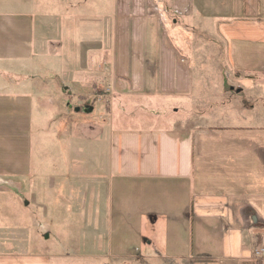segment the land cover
Segmentation results:
<instances>
[{"label":"crops","instance_id":"1","mask_svg":"<svg viewBox=\"0 0 264 264\" xmlns=\"http://www.w3.org/2000/svg\"><path fill=\"white\" fill-rule=\"evenodd\" d=\"M89 21L93 38L78 31L75 44L102 54L107 92L119 98L107 169L96 173L108 180L106 207L94 212L105 214V233L60 254L37 253L30 239L8 251L0 238V264H264V114L230 110L223 90L228 67L242 78L264 73V0H0V116L25 110L30 94L17 87L47 68L36 64L43 48L66 53L71 31ZM101 22L112 23L108 42ZM215 41L225 43L221 84ZM220 86L214 104L206 95ZM9 176L22 175L1 172L0 181Z\"/></svg>","mask_w":264,"mask_h":264},{"label":"rangeland","instance_id":"2","mask_svg":"<svg viewBox=\"0 0 264 264\" xmlns=\"http://www.w3.org/2000/svg\"><path fill=\"white\" fill-rule=\"evenodd\" d=\"M82 25V30L71 31L74 39L69 40L70 48L64 55H50L43 48L36 61L41 70L47 66L68 71L52 74L46 68L35 75V82L20 84L17 89L26 96L30 94L32 102H22L25 110L19 116L2 110L0 145L4 161H0V173L22 175L0 181V238L9 243L2 249L23 250L30 239V247L37 253L49 250L60 254L70 250L78 239L89 245L94 237L100 239L105 233L100 228L106 225L105 214L94 212L106 207L108 180L99 181L96 173L107 169L104 164L109 154V110L118 104L119 98L107 92L105 75L97 65L102 62V54H80L75 35L83 31L82 37L90 40L93 38L90 27H96L90 21ZM111 26V22H101L102 41H109ZM215 42H212L211 71L217 79L226 72V51L223 41ZM216 44L222 49H217ZM227 72L228 83L223 90L229 93L228 108L232 111L246 108L247 112L254 105L264 114V73L245 75L244 78L257 81L256 86H248L246 83L251 81L244 83L240 73L230 67ZM102 76L104 80L97 83ZM94 80L97 84H91ZM234 81L245 84L244 91H238L240 86ZM221 86L213 87L206 95L214 104L221 99ZM28 161L32 164L31 179ZM29 218H34L31 223L35 227L29 224ZM262 249L264 246L257 250ZM263 256V251L258 253L257 260Z\"/></svg>","mask_w":264,"mask_h":264},{"label":"built area","instance_id":"3","mask_svg":"<svg viewBox=\"0 0 264 264\" xmlns=\"http://www.w3.org/2000/svg\"><path fill=\"white\" fill-rule=\"evenodd\" d=\"M263 253H264V249H262ZM262 251H258V253L262 252Z\"/></svg>","mask_w":264,"mask_h":264}]
</instances>
